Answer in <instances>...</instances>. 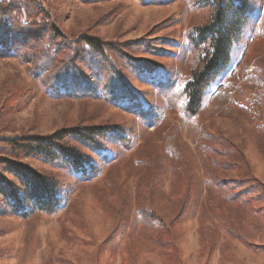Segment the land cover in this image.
Here are the masks:
<instances>
[{
  "label": "rangeland",
  "instance_id": "obj_1",
  "mask_svg": "<svg viewBox=\"0 0 264 264\" xmlns=\"http://www.w3.org/2000/svg\"><path fill=\"white\" fill-rule=\"evenodd\" d=\"M5 1L17 21L0 33V156L20 135L108 133L99 146L74 144L84 174L21 158L56 181L63 205L22 217L0 197V264H264V85L254 80L264 77V0H249L230 62L191 119L177 92L200 67L191 38L211 0ZM86 37L110 49L97 55ZM228 144L241 165L213 163ZM205 172L237 185L238 207L200 215ZM187 183L193 201L175 220ZM140 208L163 218L161 231Z\"/></svg>",
  "mask_w": 264,
  "mask_h": 264
},
{
  "label": "trees",
  "instance_id": "obj_2",
  "mask_svg": "<svg viewBox=\"0 0 264 264\" xmlns=\"http://www.w3.org/2000/svg\"><path fill=\"white\" fill-rule=\"evenodd\" d=\"M213 9L210 20L204 26H198L193 32L191 41L195 47H203L200 52V67L193 71L190 79L177 92L182 96L180 110L187 119L196 116L202 105L203 96L214 81L226 70L231 57L234 44L240 38L247 25L248 15L253 11L249 0H211ZM16 8L10 3L0 2V33L7 25L15 28L17 20L13 18ZM262 15V32L264 33V8ZM16 14V13H15ZM17 15V14H16ZM12 20V23H11ZM23 27V23H21ZM1 35V34H0ZM86 45L97 55L103 56L110 49L109 43L97 38L86 37ZM0 42L4 39L0 36ZM258 86L264 85V77L254 76ZM218 92L215 97H220ZM264 130V124H262ZM105 126L72 127L58 130L49 135L29 134L7 139L9 151L0 156V197L7 211L27 217L34 211L51 214L62 205L61 198L57 195V183L52 178L39 173L29 167L21 158L32 157L47 162L58 163L69 170H76L84 174L87 161L74 144L96 145L97 139L105 138L108 133ZM105 136V137H104ZM73 142V144H72ZM211 155L220 156L222 160H214L213 163L241 165L243 155L232 145L226 148L221 146L212 149ZM204 174V198L201 202L200 215L203 217L208 210L223 204L233 205L235 208L241 197L235 183L231 184L227 178ZM187 183L186 189L177 195L180 207L175 220L180 218L189 209L193 201L191 185ZM139 216L145 224L157 226L160 231L165 225L163 218L157 217L155 212L139 209ZM149 219V220H147ZM163 223L161 225L160 223ZM240 237L239 234H235ZM160 233V232H159Z\"/></svg>",
  "mask_w": 264,
  "mask_h": 264
}]
</instances>
